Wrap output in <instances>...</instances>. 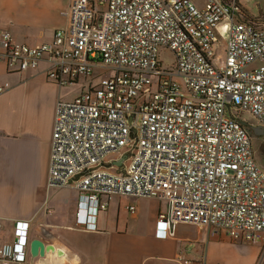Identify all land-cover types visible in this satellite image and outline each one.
<instances>
[{"label": "built area", "instance_id": "obj_1", "mask_svg": "<svg viewBox=\"0 0 264 264\" xmlns=\"http://www.w3.org/2000/svg\"><path fill=\"white\" fill-rule=\"evenodd\" d=\"M67 17L40 44L0 33V62L26 70L45 60L49 80L82 88L57 103L48 179L79 191L76 223L96 230L110 199L129 194L167 202L156 220L161 235L187 222L260 239L264 169L232 108L264 128V19H245L238 0H72ZM222 28L227 45L217 56ZM160 48L174 54L171 66ZM100 67L112 72L89 80ZM28 245L29 222L17 220L13 240L0 243V264H25Z\"/></svg>", "mask_w": 264, "mask_h": 264}, {"label": "crops", "instance_id": "obj_2", "mask_svg": "<svg viewBox=\"0 0 264 264\" xmlns=\"http://www.w3.org/2000/svg\"><path fill=\"white\" fill-rule=\"evenodd\" d=\"M238 1L245 19H264L259 0ZM71 2L0 0V33L8 31L13 40L33 45L50 41L54 30L67 24ZM47 65L44 60L36 68L18 70L0 62V84L9 83L0 93V243L12 241L15 222L26 220L25 264H64L65 257L57 259L59 249L71 254L75 264H181L180 255L194 264H264V257L260 258L264 235L254 242L239 241L222 230L211 233L209 227L187 222L170 224L165 235L159 234L157 216L168 204L158 198L114 195L107 209L98 213L96 230L79 226V191L73 186H50L48 179L57 103L82 88L79 83L68 85L72 87L67 94L66 86L48 79ZM254 132L264 135L260 129ZM114 164L116 169L123 167L121 159ZM259 166L264 169V156ZM65 228L73 230L71 236H65ZM36 238L54 249L33 256L30 243Z\"/></svg>", "mask_w": 264, "mask_h": 264}, {"label": "rangeland", "instance_id": "obj_3", "mask_svg": "<svg viewBox=\"0 0 264 264\" xmlns=\"http://www.w3.org/2000/svg\"><path fill=\"white\" fill-rule=\"evenodd\" d=\"M260 2H261V7L258 6V11H259L260 15H263L264 14V0H259V3ZM217 38H218L217 41L213 45V52L217 56H222L225 53V49H226V45H227L224 28H222L221 30L220 29L218 30ZM159 57L163 61V65L165 67L171 66L173 64V62H174V54L169 49L160 48L159 49ZM111 72H110V70H107V69H105L103 67H100V68L94 70V73L89 77V80H93L94 82H98L102 75L110 74ZM100 73H102V74H100ZM176 79L178 81H180V82H183L181 77H177ZM80 80H82V81L84 80V75H82L80 77ZM70 87H72V86H66L65 87V92L67 94H69V91H70L69 88ZM183 89H184V91L186 90L185 84H183ZM232 110H234V113L237 114L239 119L245 121L248 125H250V126H258L259 125L257 123V119L252 114H250L249 112L243 111L241 109H236V108L235 109L232 108ZM250 131H251V134H252L251 135V137H252L251 138L252 145H253L254 152H255V155H256L255 159H256V161H258L259 164L263 165V156H264L263 155V147H264V139H263V137H264V135L263 136L262 135L261 136L257 135L252 128H250ZM116 156H117V154H115V153L110 155V157H112V158H114ZM127 161H129V159ZM64 232H66L65 236L66 235H70L71 236L73 230H70L69 228H65ZM210 232L212 233V230H210ZM262 242H263V247H264V237H263V241ZM50 254L51 255H49V257H52L53 253H50ZM57 254H58V252H57ZM67 254L68 255L64 254L65 255L64 264H75V262H73V260L71 261L72 258H70V257H72V255L69 254L68 252H67ZM263 257H264V253H262L260 258H263Z\"/></svg>", "mask_w": 264, "mask_h": 264}, {"label": "water", "instance_id": "obj_4", "mask_svg": "<svg viewBox=\"0 0 264 264\" xmlns=\"http://www.w3.org/2000/svg\"><path fill=\"white\" fill-rule=\"evenodd\" d=\"M243 123L246 124L245 121H243ZM253 128L256 131H257V129H260V132L261 133H264V128L262 127V125L254 126ZM116 164L119 165L120 162H117ZM48 248L54 249V247L52 245H49V247L48 246H45V244H43V242L39 238L33 239L31 241V243H30V251H31V254L33 256H37L39 254L40 255H44L45 252L48 250ZM58 251L60 253L65 252L63 249H59Z\"/></svg>", "mask_w": 264, "mask_h": 264}, {"label": "bare ground", "instance_id": "obj_5", "mask_svg": "<svg viewBox=\"0 0 264 264\" xmlns=\"http://www.w3.org/2000/svg\"><path fill=\"white\" fill-rule=\"evenodd\" d=\"M65 251V250H64ZM67 255V252H63V253H58L57 255L59 256L57 259H62L63 257H65V255Z\"/></svg>", "mask_w": 264, "mask_h": 264}]
</instances>
